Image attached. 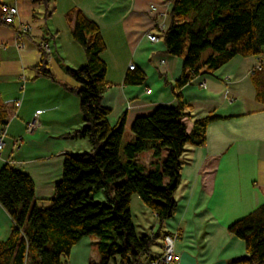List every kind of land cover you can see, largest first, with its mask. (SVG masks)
I'll return each mask as SVG.
<instances>
[{
	"label": "crops",
	"instance_id": "0c3cea01",
	"mask_svg": "<svg viewBox=\"0 0 264 264\" xmlns=\"http://www.w3.org/2000/svg\"><path fill=\"white\" fill-rule=\"evenodd\" d=\"M8 5H16L19 13L15 24L0 25V118L4 115L1 122L8 123L9 135L0 156V169L11 162L29 175L35 184L37 204L49 207L55 184L63 175L65 155L89 151L92 144L74 134L83 124L77 96L50 78L36 77L35 66L42 58L39 40L52 46L47 61L57 79L73 85L67 67H81L87 58L73 37L67 42L60 39L61 27L55 17L66 18L68 11L79 8L99 26L107 46L102 58L107 63L110 84L103 105L110 109L111 125L125 116L123 142L127 136L133 141L131 128L137 117L149 115L159 106L178 105L165 80L175 82L180 78L183 60L166 52L163 33L154 25L160 22L167 30L173 2L52 0L47 10L32 0H0V17ZM18 25H29L31 32L20 37ZM69 29L71 32L70 25ZM148 33L158 40L150 41ZM261 62L264 53L259 57L237 55L213 73L195 77L182 89L183 102L189 105L190 115L184 119L188 133L196 119L209 115L216 119L208 124L206 144L187 145L181 157L173 217L161 226L156 215L145 210L144 220L136 222L135 195L132 197L137 232H160L145 264L162 253L163 237L170 232L180 233L175 244L179 264H229L246 254L245 241L231 235L228 227L264 203V103L256 98L257 84L264 79L258 69ZM131 64L145 72L143 84L124 83ZM17 100L21 105L9 120V106ZM35 116L39 127L28 133V123ZM137 161L146 172L154 168L151 152L138 154ZM101 191L105 193L103 187L96 189L93 197L107 201ZM143 223L146 226L141 227ZM12 225L11 216L0 204V240L8 239ZM67 261L99 264L98 241L83 237L72 247Z\"/></svg>",
	"mask_w": 264,
	"mask_h": 264
},
{
	"label": "trees",
	"instance_id": "16d2710c",
	"mask_svg": "<svg viewBox=\"0 0 264 264\" xmlns=\"http://www.w3.org/2000/svg\"><path fill=\"white\" fill-rule=\"evenodd\" d=\"M32 1L47 10L52 2ZM172 2L170 25L162 35L166 52L183 60L180 78L165 80L178 105L159 106L135 119L131 128L134 140L124 146L125 159L121 152L125 116L113 126L108 119L110 109L103 105L110 84L102 58L107 46L99 26L79 8L66 13L71 35L87 58L81 67H67L73 85L57 79L40 47L42 58L35 66L36 77L50 78L77 96L83 124L74 134L89 139L92 148L65 155L63 175L55 184L49 207L37 204L35 184L29 175L11 162L0 169V204L13 220L8 239L0 240V264H68L72 247L85 236L98 241L99 264H145L160 232H137L132 197L138 195L161 226L173 217L181 157L187 145L206 144L208 124L216 119L213 115L196 119L188 133L184 119L190 115L189 105L183 102L182 89L195 77L213 73L237 55L259 57L264 53V0ZM209 49L212 52L205 58L203 54ZM260 72L264 75V69ZM146 78L143 70L134 67L128 70L124 83L141 85ZM256 98L264 103V79L257 84ZM143 152H151L155 158L151 171L146 172L137 161ZM101 187L107 201L93 197ZM228 231L246 244V254L229 264H264V203L230 224Z\"/></svg>",
	"mask_w": 264,
	"mask_h": 264
},
{
	"label": "built area",
	"instance_id": "2783aa9c",
	"mask_svg": "<svg viewBox=\"0 0 264 264\" xmlns=\"http://www.w3.org/2000/svg\"><path fill=\"white\" fill-rule=\"evenodd\" d=\"M18 8L16 5H8L4 7L3 14L0 17V22H2L4 25H13L17 21L18 17ZM159 28V30L164 33L166 31L165 26L160 22H155L154 24ZM31 32V27L29 25H18L17 26V34L22 37V34H28ZM147 37L150 41H157L158 38L148 33ZM39 46L46 52V54H51L52 50L50 45L45 42L44 40H39ZM135 65L131 64L130 69H134ZM259 70L264 69V62H261L259 64ZM148 92H151V90H148ZM21 102L19 100L15 101L13 106H9V116L8 119L11 120L13 117L16 116L17 109L20 107ZM12 107V108H11ZM40 113V112H38ZM39 127V121L37 117L35 116L27 126V131L29 133H32L36 128ZM9 138L8 135V123L7 122H1L0 123V156L2 152L4 151L7 140ZM180 237L179 232H170L164 235L163 237V246H162V253L151 259L148 264H179L180 263V255L175 250V244L177 240Z\"/></svg>",
	"mask_w": 264,
	"mask_h": 264
},
{
	"label": "rangeland",
	"instance_id": "374dc122",
	"mask_svg": "<svg viewBox=\"0 0 264 264\" xmlns=\"http://www.w3.org/2000/svg\"><path fill=\"white\" fill-rule=\"evenodd\" d=\"M55 21H56V24L59 25V27H61V32L60 33V39H62L63 42H67L69 40H73L72 39V35H71V32H70V29H69V23L68 21L66 20L65 17L63 16H59L57 15L55 17ZM51 39V38H50ZM52 45V44H51ZM80 46V45H79ZM52 47V46H51ZM82 48V47H81ZM52 49V48H51ZM83 49V48H82ZM212 52V50H207L204 52L203 56L206 58L208 55H210ZM28 132V131H27ZM29 133V132H28ZM129 137H125V141L123 142V146H122V149H121V152H122V158L125 159V155H124V146L130 141L128 140ZM165 155L166 154V151H165ZM112 191V189H111ZM99 192V193H98ZM102 192V191H101ZM97 193L100 195V191H97ZM102 194L104 195L105 193L102 192ZM98 197V196H97ZM145 210H149L147 208V206L141 201L140 197L138 195H135V199L133 201V212L135 213V215L138 216V218L135 219L136 222L138 221H141L144 220V212ZM150 212V210H149ZM150 216V215H149ZM150 218V217H149ZM147 223V222H146ZM146 226L144 223L142 224L141 227H144Z\"/></svg>",
	"mask_w": 264,
	"mask_h": 264
}]
</instances>
